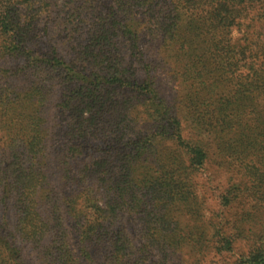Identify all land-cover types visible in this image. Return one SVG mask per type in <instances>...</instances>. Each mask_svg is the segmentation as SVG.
<instances>
[{
	"label": "trees",
	"instance_id": "16d2710c",
	"mask_svg": "<svg viewBox=\"0 0 264 264\" xmlns=\"http://www.w3.org/2000/svg\"><path fill=\"white\" fill-rule=\"evenodd\" d=\"M255 1L0 0V264H264Z\"/></svg>",
	"mask_w": 264,
	"mask_h": 264
},
{
	"label": "rangeland",
	"instance_id": "374dc122",
	"mask_svg": "<svg viewBox=\"0 0 264 264\" xmlns=\"http://www.w3.org/2000/svg\"><path fill=\"white\" fill-rule=\"evenodd\" d=\"M261 3L262 2L259 3L256 0L255 2H252L251 5L249 3V5L247 6L248 13L251 15L250 23L254 22L253 21L255 19L254 15L256 13H263V11H261L262 9L261 6H263L261 5ZM250 23H248V25H250ZM263 23L264 21H258L256 23L257 24L256 26L261 28L260 26H262ZM258 27H256V29H258ZM261 29L264 31V26H262ZM241 34L238 32V30L234 29L231 32V35L229 36L231 39H234L236 37H240ZM258 106L260 107L263 106L262 108H264V100H260V103H258ZM226 176H227V173L216 169L214 166H211L208 171L207 176H204L202 179L198 180L199 185L196 191L200 197V200L202 201L204 205L205 217L214 218L215 219L214 222H216L217 218L216 216L213 215V213H217V211L220 209V206H219L220 203L217 200L216 194H217V191H221V181L225 180ZM209 177L210 179H212V181H208ZM249 185H252V182L249 181ZM246 191H247V194H245L241 200H238L231 207L225 209L224 214L228 221L236 220V217L240 215L241 213H243L244 210L252 209L253 212H260L263 210V209H258V208H250L251 205L256 204V201H258V198L254 199L252 196L249 195V194H252V189H251V192L248 189ZM227 225L229 224H226V226ZM235 247L237 248L238 252H243V251H247L248 244L247 242L241 239H238L235 243ZM236 257L237 255L232 253L230 256L227 255L222 259V257L215 255L214 252L212 253L206 252L204 255H200L199 259H200V264H221L223 261H230L232 263L236 259Z\"/></svg>",
	"mask_w": 264,
	"mask_h": 264
}]
</instances>
